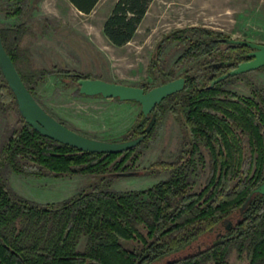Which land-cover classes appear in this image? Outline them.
Returning a JSON list of instances; mask_svg holds the SVG:
<instances>
[{
  "label": "trees",
  "instance_id": "trees-1",
  "mask_svg": "<svg viewBox=\"0 0 264 264\" xmlns=\"http://www.w3.org/2000/svg\"><path fill=\"white\" fill-rule=\"evenodd\" d=\"M68 1L78 12L90 15L101 0ZM152 2L117 1L104 24L114 46L122 47L134 38ZM8 15L20 16L21 8ZM20 28L9 29L13 37ZM0 35L17 68L20 54L16 48L7 49L1 29ZM170 38L185 48L177 60L178 69L197 62V71L207 73L185 71L180 77L185 79V89L155 108L152 131L145 132L151 115L141 112L125 138L145 135L140 145L145 144L166 112L180 117L187 132L186 150L174 163L153 167L169 178L147 190L112 191L111 175L131 170L138 160L137 148L121 154L81 152L39 134L19 113L21 128L9 133L0 147V264H229L234 251L247 264H264V196L256 195L245 212L240 211L250 193L264 182V92L255 89L252 98H245L226 89L244 74L210 88L213 80L252 60L253 50L229 45L225 41L229 37L200 28L178 31ZM223 45L225 49L220 48ZM158 47L159 51L162 45ZM216 61L229 66L211 68ZM18 72L34 96L30 77ZM157 72L163 85L169 83L173 73ZM65 76L76 84L88 79ZM142 88L150 91L146 85ZM0 91L2 103L13 101L18 109L4 77ZM77 94L84 96L79 90ZM199 165L208 166L209 172L205 187L194 192L192 175ZM9 171L27 177L91 175L99 180L88 192L69 200L40 204L9 186ZM82 239L85 247L79 250ZM130 241L138 245L128 249L124 243Z\"/></svg>",
  "mask_w": 264,
  "mask_h": 264
},
{
  "label": "rangeland",
  "instance_id": "rangeland-1",
  "mask_svg": "<svg viewBox=\"0 0 264 264\" xmlns=\"http://www.w3.org/2000/svg\"><path fill=\"white\" fill-rule=\"evenodd\" d=\"M117 1L101 0L90 15H85L68 0H0V29L6 37L7 49L16 48L20 54L17 70L30 77L34 97L45 111L85 137L107 142L127 141L125 138L139 120L141 106L101 96H80L78 84L66 74L140 88L146 85L151 90L164 83L158 76L160 69L173 73L169 82L185 75L189 68L193 70L190 74L207 73L203 69L197 71V62L176 67L185 51L183 43L170 38L178 31L200 28L230 39L264 45V0H153L134 38L116 47L106 37L104 24ZM17 7L21 8L20 16L8 15ZM17 27H21L20 33L16 32L13 37L9 29ZM159 45L162 48L158 51ZM2 82L0 73V86ZM226 89L245 98H252L255 89L264 92V67L244 74ZM21 123L13 101L2 103L0 91V147L9 133L21 128ZM186 137L180 117L166 112L155 135L136 147L134 156L138 155V160L125 172L133 175H111V190L142 191L167 180L169 174L154 169V164L177 161L186 150ZM141 172L144 175H139ZM208 172V166H198L192 175L194 192L205 187ZM6 179L17 194L40 204L69 200L82 191L88 192L99 180L91 175L27 177L10 171ZM229 224L232 226V222ZM124 245L132 249L138 243L130 241ZM84 247L85 239H82L78 248ZM229 264H247V261L234 251Z\"/></svg>",
  "mask_w": 264,
  "mask_h": 264
},
{
  "label": "water",
  "instance_id": "water-1",
  "mask_svg": "<svg viewBox=\"0 0 264 264\" xmlns=\"http://www.w3.org/2000/svg\"><path fill=\"white\" fill-rule=\"evenodd\" d=\"M229 45L245 46L253 51L249 54L252 60L240 64L236 69L222 75L211 83L210 88L229 77L240 76L257 71L264 67V45L247 42L243 40H225ZM229 66L225 62L211 65V68H221ZM0 71L12 90L19 113L23 120L36 132L60 144L75 148L81 152L95 154H121L138 147L145 139V135L138 138L122 141L107 142L85 137L66 127L59 122L37 102L30 90L24 83L13 60L7 53L2 37L0 35ZM79 91L87 97L101 96L104 99H118L120 102H137L141 106V111L146 117L151 119L145 130L149 134L154 128L157 116L155 108L161 105L168 97L182 92L186 82L184 78L171 81L145 92L143 88L126 86L111 83L100 79H82L79 81ZM121 176L133 175L131 173L120 174ZM256 195L264 196V182L255 188L241 208V214L245 212ZM229 229V228H228Z\"/></svg>",
  "mask_w": 264,
  "mask_h": 264
}]
</instances>
